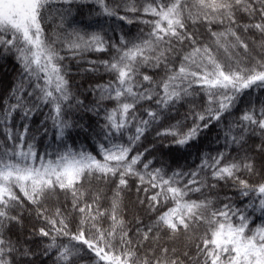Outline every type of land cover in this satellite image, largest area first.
I'll return each instance as SVG.
<instances>
[{
  "label": "snow or ice",
  "instance_id": "snow-or-ice-1",
  "mask_svg": "<svg viewBox=\"0 0 264 264\" xmlns=\"http://www.w3.org/2000/svg\"><path fill=\"white\" fill-rule=\"evenodd\" d=\"M52 2L0 0V51L15 54L23 74L34 84L30 95H34L36 101L28 107L17 97V103L8 107L5 123H10L11 114L18 109L24 118H28L41 106H51L55 113L52 117L54 125L63 137L71 125L62 119V108L70 106L73 95L67 79L68 66L63 63L65 56L60 54L57 44L68 49L74 57L82 51H107V41L100 32L82 35L76 30H65L61 37H48L42 21L48 19ZM66 2L71 4L73 0ZM94 2L101 7L102 14L118 16L108 7L106 0ZM126 10L133 13L142 11L155 19L141 20L140 23L151 27L146 36L142 34L133 41L121 37V46L112 45L117 54L110 61L102 62L105 71L114 75V80L96 87L101 99L114 100L117 106L106 113L105 123L96 133L104 141L97 145L100 158L83 149H73L67 143H64L63 150L37 157L34 145L28 144L25 150L24 137L28 134L25 126L19 133L20 144L16 150H0V229L7 222L20 223L19 216L10 215L11 211L23 208L26 202L42 206L44 200L60 192L72 196V207L80 215L75 222L77 231L69 229L68 219L59 208L52 217L44 214L46 210L37 211L51 229H39V235L50 239L43 254L55 251L58 264H74V260L82 257L85 251L92 254L93 264H183L175 248L170 250L159 246L161 233L173 237L201 227L203 233L197 237L200 243L195 245L196 255L191 258L198 264H264V226L250 228V218L230 204L225 203L215 209L211 200L187 198L190 193L201 192L203 187H215L207 185L204 179H197L200 170L206 169L218 182L231 180L238 184L241 196H257L259 207L264 210V183L250 185L248 180L240 179L238 175L241 171H253L250 158L242 162L222 163L225 161L224 152L214 157L203 155L197 171H173L166 177L162 168L147 171L151 160L141 164L148 148L132 154L145 133L166 119L178 103L192 98L196 94L194 89H199L207 106L203 112L192 109L195 113L193 123L186 130L181 131L183 122L180 121L157 130L158 138L172 137L169 145L162 146L181 149L190 146L199 139L201 132L207 131L214 122H221L226 113L230 115L246 90L254 86L264 89V40L257 45L262 50L257 56L238 34L239 31L254 29L264 36V22L239 24L236 20L237 13L252 18L258 12L260 20L264 21V0H153L143 3L140 8L135 6V0H131ZM118 18L127 19L123 16ZM186 21L207 23L209 42L193 36L186 28ZM127 23L133 21L127 20ZM213 24L226 27L223 31H211ZM174 40L180 44L187 41L191 45L175 68L172 67L174 60H169L174 55ZM162 65L166 76L158 83L152 76L140 73L141 67L160 69ZM138 76L149 87L137 82ZM157 87L159 92L155 91ZM153 96L156 97V108L145 109L147 118H140L135 112L137 105L143 101L153 102ZM233 127L239 130L238 137L231 136ZM254 128L264 133V108L259 112L254 109L244 112L226 136L234 143H243L244 133L254 131ZM128 130H132L133 135L127 137L126 145L119 141ZM116 133H120V137ZM6 135L11 140L10 130ZM258 147L264 151V146ZM137 165H141L143 171L137 170ZM93 176L105 181L109 178L118 180L110 209L100 210L99 195L91 204L83 202L81 189ZM185 176L190 178L182 183ZM131 177L157 190L149 198V211L155 212L157 206L172 203L151 224L144 225L143 221L137 220L138 227L133 231V236L138 237L135 246L124 220L118 216L119 190L128 186ZM105 216L110 225L101 228L100 218ZM63 237L68 238L69 244L57 243L58 238ZM148 241L154 243L144 251V242ZM15 251L0 231V264H14ZM20 252L23 257L32 255L28 249ZM173 254L177 255L176 259L172 258ZM182 255L187 257L188 253Z\"/></svg>",
  "mask_w": 264,
  "mask_h": 264
},
{
  "label": "trees",
  "instance_id": "trees-1",
  "mask_svg": "<svg viewBox=\"0 0 264 264\" xmlns=\"http://www.w3.org/2000/svg\"><path fill=\"white\" fill-rule=\"evenodd\" d=\"M106 2L110 9L117 12V17L102 14L101 7L94 0H73L71 4L67 3L66 0H53L48 19L42 21L45 34L50 38L63 36L65 30H76L82 35L100 32L107 41V51H82L74 57L68 49L57 44L60 54L65 56L63 63L68 66L69 75L67 79L73 95V99L69 102L70 106L62 108V119L71 125L70 128L65 130L63 137L59 135L58 129L54 125L52 117L55 113L51 106H41L28 118H24L22 112L18 109L11 114L10 123H5L8 107L17 103V97H20L28 107H32L36 101L35 96L30 95L34 91V84L23 74L22 66L16 59L15 54L0 51V150H16V146L20 144L19 133L27 126L28 134L24 137V147L26 150L28 144L34 145L37 157L63 150L64 143H67L73 149H83L100 158L97 145L104 141L96 133L101 130V126L105 123L106 113L117 106L114 100L101 99V93L96 87L97 85H107L114 80V75L105 71L102 62L110 61L117 54L112 45L121 46V37L123 40L133 41L142 34L146 36L151 27L140 23L141 20L155 19L151 15H145L142 11L135 13L127 11L126 9L131 5V0H106ZM145 2H153V0H135V6L140 8ZM119 16L127 19L120 20ZM127 20H132L133 23L129 24ZM236 20L239 24L264 22L260 20L258 12L252 18L237 13ZM225 27L226 25L213 24L211 25V31H223ZM186 28L199 40L205 43L209 42V25L207 23L191 24L186 21ZM238 34L245 42L249 43V48L254 55H261L262 50L257 45L264 40V36H261L254 29H249L247 32L239 31ZM173 47L174 55L169 57V60H174L172 67L175 68L180 63L181 55L187 53L191 45L187 41L180 44L174 40ZM93 68L96 70H88ZM140 73L152 76L153 81L157 83L166 76L163 65L160 69L141 67ZM136 79L137 82L143 83L144 87H149L147 82L140 81L139 76ZM155 91L159 92V87ZM193 91L196 94L192 98L178 103L166 119L153 125L145 133L134 147L132 154L144 152V149L148 148L149 151L145 153L141 164L151 160L152 163L147 171L151 172L156 168H162L165 170V176L167 177L173 171L184 173L197 171L201 165L203 155L214 157L217 153L224 152L225 161H222V163L242 162L245 161V158L251 159L253 171L251 173L241 171L238 173L240 179L248 180L250 185L264 183V151H261L258 147L264 146V133H261L258 128H254V131L249 130L244 133L243 143H234L226 136L229 128L239 121L244 112L249 109L259 112L261 108H264V89L254 86L253 89L246 90L236 102V106L231 109V114L226 113L225 116L221 117V122H214L213 126L207 131L201 132L199 139L190 146L183 149L162 146L169 145L172 137L158 138L156 136L157 130L168 128L178 121L183 122L181 131L186 130L193 123L195 113L192 109L195 108V112H203L207 106L205 97L199 94V89ZM155 98L153 96V102L143 101L137 105L135 112L140 118H147L144 112L145 109L156 108ZM257 118L259 119V117ZM8 130L11 131V140L6 135ZM45 131L47 134H45ZM68 133H71V135L69 136ZM131 135H133V131L128 130L119 142L127 145V137ZM239 135V130L233 127L231 136L238 137ZM116 136L120 137V133H116ZM137 170L143 171L142 166L137 165ZM189 178L188 176L183 177L182 183H186ZM197 179H204L207 185H215V187H203L201 192L190 193L187 198L211 200L213 202L212 207L215 209L221 208L225 203L230 204L243 211L250 218V228L264 226V210L260 209L257 196H241L238 184L231 180L218 182L211 177L210 172L206 169L200 170ZM117 183L116 178H109L105 181L93 176L81 189L84 193L83 202L91 204L93 198L99 195L98 206L100 210L110 209L113 194L117 191ZM155 191L157 190L149 187L147 183L140 184L135 177L129 178L128 186L119 190L120 207L118 216L124 220L134 246L138 242V237L133 236V231L138 227L137 220L143 221L144 225L151 224L160 212L172 206V203L169 202L157 206L155 212L149 211V198ZM253 201H255L254 204ZM57 208L67 217L69 229L72 232L77 231L75 222L80 219V215L72 207V196L70 194L58 192L44 200L42 206H34L26 202L23 208H17L10 212V215L19 216L20 223L7 222L6 226L0 231L3 232L4 239L10 241L16 249L13 253L15 257L14 264H58L55 251L49 255L43 254L45 245L50 243V239L39 235V229L45 228L49 231L51 229L50 225L37 215V211L43 209L46 210L45 215L52 217ZM109 225L110 221L107 216L100 218L99 227L108 228ZM139 227L142 228L143 225H139ZM202 233V227L192 229L188 233H179L173 237H169L165 232H162L159 246L167 247L170 250L175 248L183 264H198L191 258L196 255L195 245L200 243L197 237ZM85 234L88 235L87 230ZM57 243L69 244V240L67 237L58 238ZM71 243L75 244L76 242ZM153 243L151 241L144 242V251H147ZM77 246L79 247V245ZM21 249L30 250L32 255L23 257L20 252ZM184 252L188 253L187 257L182 255ZM172 258L176 259L177 255L173 254ZM74 264H93V256L85 251L82 257L74 260Z\"/></svg>",
  "mask_w": 264,
  "mask_h": 264
}]
</instances>
